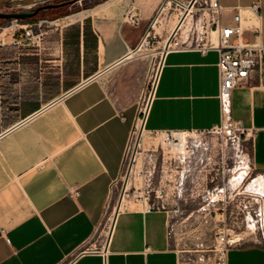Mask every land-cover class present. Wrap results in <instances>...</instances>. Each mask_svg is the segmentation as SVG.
Listing matches in <instances>:
<instances>
[{
    "label": "crops",
    "instance_id": "0c3cea01",
    "mask_svg": "<svg viewBox=\"0 0 264 264\" xmlns=\"http://www.w3.org/2000/svg\"><path fill=\"white\" fill-rule=\"evenodd\" d=\"M165 1L139 8L137 26V15L85 9L0 38V264H179L168 208L123 207L104 234L149 74V60L134 51ZM218 1L231 13L226 23L239 11L264 44V0ZM37 22L48 28L40 27L45 48L25 35ZM217 61L216 51L168 52L145 132L219 126ZM229 118L252 132L250 163L264 172V90L255 78L232 91ZM226 258L264 264V248L230 247Z\"/></svg>",
    "mask_w": 264,
    "mask_h": 264
},
{
    "label": "rangeland",
    "instance_id": "374dc122",
    "mask_svg": "<svg viewBox=\"0 0 264 264\" xmlns=\"http://www.w3.org/2000/svg\"><path fill=\"white\" fill-rule=\"evenodd\" d=\"M72 1L44 0L33 6L35 0H0V12L49 6L35 19H51L85 9L134 16L138 15L139 8L153 6L155 0H77L70 3ZM57 4L62 7L52 10ZM160 6L156 7L153 18ZM167 10L154 27L155 38L148 39L149 44L137 54L147 58L150 65L143 101L157 71L163 42L180 14L174 4ZM228 14L224 13V17ZM35 19H0V38ZM41 30H48L45 23ZM39 39L42 41L39 40L38 48H45L43 37ZM135 138L134 135L125 167L113 188L105 227L119 202L132 163L134 168L127 176L129 192L123 207L171 210L172 244L179 253V264H214L218 257L216 239L226 230L230 231V247L256 243L264 248V172L254 170L250 163V139L231 140L221 132H183L175 135L171 143L162 134L148 132ZM135 141L138 146L134 145ZM175 145L178 148H174ZM134 151L136 160L131 162ZM212 190L211 200L204 201L207 191Z\"/></svg>",
    "mask_w": 264,
    "mask_h": 264
},
{
    "label": "built area",
    "instance_id": "2783aa9c",
    "mask_svg": "<svg viewBox=\"0 0 264 264\" xmlns=\"http://www.w3.org/2000/svg\"><path fill=\"white\" fill-rule=\"evenodd\" d=\"M43 1L44 0H35L33 6L42 4L44 3ZM170 1L175 5V8L180 11L178 22L183 24L186 17H189L190 24L188 27L180 24L177 28L171 29L163 42L157 71L151 82L147 97L142 102L141 107H139V116L125 149L122 171L125 167L134 135L136 137L137 121L140 119L145 120L163 59L165 55L171 51L196 50L202 54L208 51L217 52L218 61L216 68L219 82L218 99L220 103L221 123L219 126L207 132H221L227 135L231 140L236 141H239L242 137L244 140L251 139L252 136V132L249 129L244 128L240 123L234 122L229 118V105L232 91L250 79L255 78L258 82V86L264 90V44L256 40L258 34L257 30L255 28L249 29L244 27L242 15L239 11H234L231 15L230 23H226L224 21L225 9L219 4L218 0ZM165 3L166 1L158 9L156 16L148 23L140 44L134 51L135 53H138L141 48H145L149 44L148 39L155 38V34L153 33L154 27L158 23L157 19L161 16ZM185 5H187V7ZM257 10L258 5L254 4L251 7L252 13L255 14ZM41 23L43 22H37L27 26L25 29L26 37L34 45H38L39 38L41 37ZM133 23L135 26L139 24L138 15L133 18ZM246 30L254 34L253 40L247 41L244 39ZM145 109H147L146 112L144 111ZM154 134H162L165 140L171 143L175 140L174 136L180 133L155 132ZM128 192L129 191L126 192L127 195ZM213 192L214 190L207 191L206 195L203 197L204 201L211 200L210 196ZM160 193L161 191L156 192L155 197L157 198ZM73 195H76V190L71 191V196ZM149 208L155 209L163 207ZM229 235V230L218 234L215 248L218 257L214 264H227L226 254L231 246L228 238Z\"/></svg>",
    "mask_w": 264,
    "mask_h": 264
},
{
    "label": "bare ground",
    "instance_id": "6f19581e",
    "mask_svg": "<svg viewBox=\"0 0 264 264\" xmlns=\"http://www.w3.org/2000/svg\"><path fill=\"white\" fill-rule=\"evenodd\" d=\"M171 5H172V3H171V1L170 0H166V3L164 4V6H163V10H162V14L163 13H168V8L169 7H171ZM186 7H187V5H185ZM96 8V7H95ZM187 9H189V8H187ZM96 11H98V10H95V9H92L91 10V12H96ZM161 14V15H162ZM69 18V17H68ZM67 18V19H68ZM65 20V19H64ZM160 20V18L159 19H157V22H160L159 21ZM190 19H189V17H186V20L184 21V23L182 24L181 22H178V19L176 20V22L174 23V25L172 26V28L171 29H173V28H177L180 24H182V26H185V27H188L189 26V24H190V21H189ZM54 24V23H53ZM130 56H132V54L130 55ZM146 110L147 109H145L144 111L146 112ZM143 124H144V120H142V119H140V120H138L137 121V124H136V129H137V133H136V140H137V138H139L141 135L143 136V134L145 133V130H144V128H143ZM140 141L143 143V142H145V140L144 139H140ZM135 145L136 146H138L139 145V143H138V141L136 142L135 141ZM135 148V147H134ZM174 148H178V146H174ZM136 160V153H135V151H134V153H133V155L131 156V162H134ZM133 168H134V165H132V163H130V165H129V167H128V172H127V175H126V179L124 180V186H123V188H122V192H121V195H120V199H119V202L117 203V205L112 209V212H111V216H110V219H109V221H110V223L108 224V226L107 227H105L104 228V234L106 235V236H108L109 235V233H110V231H111V228H112V225H113V220H114V216H115V214H116V211H117V206H118V204H119V210L120 209H122L123 208V205H124V200H125V198H127L128 197V195L126 194V192L128 191V180H127V176H128V174L129 173H131L132 171H133ZM125 193V194H124ZM118 210V211H119Z\"/></svg>",
    "mask_w": 264,
    "mask_h": 264
},
{
    "label": "water",
    "instance_id": "95a60500",
    "mask_svg": "<svg viewBox=\"0 0 264 264\" xmlns=\"http://www.w3.org/2000/svg\"><path fill=\"white\" fill-rule=\"evenodd\" d=\"M77 0H74L70 3L76 2ZM49 6H40V7H35L34 9H27V10H23L20 12H9V13H3L0 12V19H5V20H12V19H19V20H25L28 19L34 15H36L39 11L44 10L45 8H47ZM119 210V204L117 206V211L115 216L117 215Z\"/></svg>",
    "mask_w": 264,
    "mask_h": 264
},
{
    "label": "flooded vegetation",
    "instance_id": "af4514ba",
    "mask_svg": "<svg viewBox=\"0 0 264 264\" xmlns=\"http://www.w3.org/2000/svg\"><path fill=\"white\" fill-rule=\"evenodd\" d=\"M61 7H62V5L57 4V6L55 5V6L52 8V10H58V9H60ZM40 12H41V11H39L36 15H34V16L28 18V20H30V19H35L36 16L40 14Z\"/></svg>",
    "mask_w": 264,
    "mask_h": 264
}]
</instances>
